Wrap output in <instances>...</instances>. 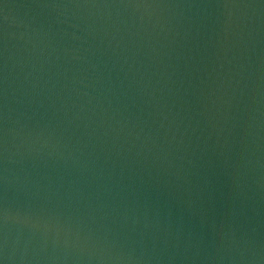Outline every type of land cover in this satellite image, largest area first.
Returning <instances> with one entry per match:
<instances>
[{
    "label": "water",
    "instance_id": "1",
    "mask_svg": "<svg viewBox=\"0 0 264 264\" xmlns=\"http://www.w3.org/2000/svg\"><path fill=\"white\" fill-rule=\"evenodd\" d=\"M0 264H264V0H0Z\"/></svg>",
    "mask_w": 264,
    "mask_h": 264
}]
</instances>
